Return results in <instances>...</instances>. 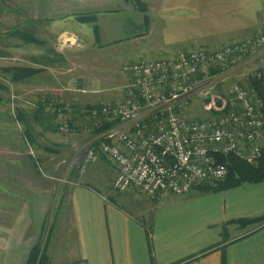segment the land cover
<instances>
[{
    "label": "crops",
    "instance_id": "obj_1",
    "mask_svg": "<svg viewBox=\"0 0 264 264\" xmlns=\"http://www.w3.org/2000/svg\"><path fill=\"white\" fill-rule=\"evenodd\" d=\"M76 1H88L94 15L90 22L76 17V13L83 11L73 7L77 4L74 0H26L29 13L18 19L5 36L9 55L24 61L15 66L35 70L24 79L27 93L35 100L43 93L56 100L77 101L75 94L81 89L97 97L107 95V86L123 88L124 63L172 56L200 46L218 48L236 39H231L233 33L244 27L248 32L240 39L264 29V0H144L148 4L154 2L151 24L164 33V43L154 57H132L117 46L128 41L129 36L115 37L125 30L124 19L117 16L115 0ZM52 10L56 15L41 16V12ZM148 31L142 30V35H134V39L144 38ZM21 32L26 33L25 37ZM23 38L27 43H23ZM173 44L182 48L173 50ZM74 55L83 57L82 67L71 66L74 60L69 56ZM107 55L118 63L98 61L97 57ZM93 63H103L106 69L111 67L108 75L99 77L96 72L101 67ZM73 70L85 73L80 77L67 74ZM65 86L72 89L70 93L63 92ZM112 96L106 99L122 98L123 90L113 92ZM79 118L73 114V119ZM50 125H39L38 129L46 131L44 142L55 143L56 151L49 149L51 144L45 146L38 140V144L27 145L35 152H25L23 144L0 150V198L7 199L10 216L9 226H0L1 261L19 264L18 259H26L36 239L43 236L49 264H264V223L244 227L236 223L238 219L264 214V181L194 194L201 195L194 200L192 196L167 198L168 203L160 205L154 214L151 201L165 199L168 192L148 199L141 198L144 195L134 189L122 193L113 190L122 195L113 200L110 196L116 195L106 186L99 190L77 178L66 181L67 184H60V179L51 181L56 177L46 169L60 162L61 158H55L60 156L63 144H59L60 138L52 136ZM25 205L29 213L33 209L38 214L35 224L39 227L31 222L27 228L25 221L14 236L12 230ZM177 207L179 210L175 211Z\"/></svg>",
    "mask_w": 264,
    "mask_h": 264
},
{
    "label": "built area",
    "instance_id": "obj_2",
    "mask_svg": "<svg viewBox=\"0 0 264 264\" xmlns=\"http://www.w3.org/2000/svg\"><path fill=\"white\" fill-rule=\"evenodd\" d=\"M123 71L121 101L80 109L88 117L117 121L97 135L100 152L115 165L113 190L182 196L224 179L227 168L219 155L257 163L264 147V109L248 80L264 78V31L218 48L129 62ZM194 96L201 100L203 118L182 113ZM101 124L97 120L89 130Z\"/></svg>",
    "mask_w": 264,
    "mask_h": 264
},
{
    "label": "rangeland",
    "instance_id": "obj_3",
    "mask_svg": "<svg viewBox=\"0 0 264 264\" xmlns=\"http://www.w3.org/2000/svg\"><path fill=\"white\" fill-rule=\"evenodd\" d=\"M63 1V0H62ZM82 1V0H81ZM86 1V0H85ZM143 2L147 5L145 8V11H139L130 6L126 2H122V0H115L114 5L118 8L119 15L118 18L123 20L124 19V31H119L115 35V37H118L119 35L122 37H127L129 36V40L126 41L124 40L122 43L118 44L117 46L120 47V51H124L126 49V53L129 52L132 57L138 56V55H144L147 54L148 57H154L155 53L158 51L159 48L163 45L164 43V38L162 37L163 34H161L160 30L156 28L155 26L152 28V19H153V3H147L143 0ZM67 3V2H66ZM74 3L76 4L73 7H76L75 9L77 11H89L91 12V7L88 4L74 0ZM28 3L26 0H0V52L2 55L0 56V66L5 67V66H14L16 63L17 64H22L24 61H20L18 58L15 56H10L8 52L9 45H6L5 42L8 41L7 37L5 38L6 34L8 35L10 33V28L14 26V23L29 13L30 7L27 5ZM70 10V8H69ZM68 10V11H69ZM60 13V12H58ZM49 15H56L54 11L52 10L51 13L46 12H41V16L44 18ZM145 18L148 20V23L144 25ZM90 22V21H86ZM145 29L149 30L148 35L145 36L144 38L141 39H134V35H142V30L145 31ZM244 27L237 31L231 39L236 38L234 40H241L240 37L245 35L248 31ZM261 31H264L262 29ZM258 31V32H261ZM256 32V33H258ZM141 33V34H140ZM232 34V35H233ZM255 34L251 33L248 36ZM119 36V37H120ZM246 36V37H248ZM118 39V38H117ZM244 39V38H243ZM69 41V40H68ZM232 41V40H231ZM173 50H178L181 49L182 46H179L178 44H173L170 46ZM5 51L7 53H5ZM145 56V55H144ZM69 58L72 59L73 63L71 66H74L75 68L77 67H82L80 66L81 64H84V62L80 61L83 57L80 55H74L69 56ZM98 61L101 62L103 61L105 64V61L107 63H112L113 65H116L118 63V60H113L112 56H104L102 59H99L101 57H97ZM94 59V57H93ZM93 62V61H92ZM136 62V61H133ZM129 63V62H127ZM127 63H124L121 67L122 73H124L125 76L127 74L123 71V66ZM95 64V63H93ZM103 63H99V65L96 63L95 65H98L101 68H98V71L96 72L98 76H106L108 75L109 69L111 67H102L105 65H102ZM93 66V65H92ZM0 67V68H1ZM117 67V66H113ZM112 67V68H113ZM84 70V69H83ZM74 74L80 77V75H83L85 72L82 70H73L71 72H67V74ZM235 77H233L234 79ZM115 81V80H114ZM0 83L4 85V89H0V150L4 151V147H19L21 144L24 145L25 147V152H30L32 149L35 152V149L33 147L29 148L27 144H25V141L21 136V130L23 129L22 124L17 122L14 118L15 112L17 109L21 110L24 112L27 117H29V120L32 122V128L35 130V134H39L36 136L37 140L42 144V145H50L48 141L44 142V133L41 130L38 129L39 126V121L35 122L33 115L35 112V109L37 108V105L42 106V104H38L40 101L43 103V113L47 115H51L49 112L45 111V109L50 106V101L49 97H45V94L41 93L38 97L37 100L33 99L31 97V93H27V85L26 81L24 80H19L16 82H12L8 79L7 75L4 74L2 71H0ZM116 84V83H115ZM81 89V88H80ZM120 89L122 90L123 88L120 86ZM117 85H113L111 87L106 88V93L107 95H100L97 97V95L90 94L88 90L81 89L78 90V95L75 94V97L77 101H64L60 99H55L51 98L52 102L56 103H61L62 106H66L67 108H71L74 104L78 105L81 108H89L88 106L91 105H101L103 103H116L122 100L121 96L120 98H112V99H106L108 97H113L112 94L113 92L118 93L120 90ZM27 90V91H26ZM71 88L69 86H65L63 88V92L70 93ZM30 91V90H29ZM74 92V91H73ZM104 92V91H103ZM114 97H117L114 96ZM97 98H100L101 100L99 101ZM89 101H94L97 103H92L90 104ZM65 107V108H66ZM63 110L62 113L57 114V117H59V127H63L66 125L67 127L69 126L68 121H72L73 125L72 127H76L74 125V122H79L78 123V130L74 129L72 130V127L68 129H62L59 128L58 131H55L54 133L52 132V136L60 138V143L63 144L61 146V149L59 150V155L56 159H60V162L57 165H53L50 168H44L49 171L50 175L53 177H56L54 179H51L53 182H58V179H60L62 182L59 181L60 184H67L66 181L68 180H73L77 178V181L86 183L89 185L95 186L99 190H104V188L109 187L111 189V183L112 179L115 175V165L114 163L105 155H103L99 148H98V139L97 135L98 132H94L93 130H89L91 123L95 121H91L88 116H85V114H82L78 110V115L80 116L79 120L73 119V110ZM182 113L188 117H195V118H203L206 116V113L202 109V103L201 100L194 96L191 98L190 102L187 104V106L182 109ZM94 120V119H93ZM56 121V119H55ZM76 122V124H77ZM44 124H49V117L44 119ZM50 126H53L52 124ZM51 132V131H50ZM75 145L77 147L75 148ZM90 150V151H89ZM89 151V152H88ZM88 152V153H87ZM92 153L93 158L89 159L88 156L90 155L89 153ZM1 154V152H0ZM5 156H8L6 152H4ZM62 160H65L62 162ZM66 164V165H65ZM66 166V167H65ZM65 169V174H62V170ZM106 186V187H105ZM102 187V189H101ZM112 192L115 194L113 189H111ZM111 192V193H112ZM118 193V192H117ZM200 193H205L201 192L199 190H194L189 194L183 195V196H176L173 194H168L165 199H160V200H153L151 201L153 203L152 206V212L151 213H158L160 205L163 206L168 203V201L165 202V200L172 199L173 198H183L187 196H192L193 200L194 197H199L201 195H194V194H200ZM1 195L3 196L2 192ZM116 196H110L113 200H118L119 196L122 195H117ZM141 198H148L145 195L142 196ZM163 198V197H162ZM57 199L54 200V205L56 206V201ZM180 200V199H176ZM148 201V200H147ZM171 202V201H170ZM172 201L171 204H174ZM5 204V205H4ZM158 204L157 206H155ZM139 205V204H138ZM8 201L7 199H2L0 198V226L1 228H6L9 226L10 219H9V213H8ZM5 207V208H4ZM137 207V205L135 206ZM147 207V206H146ZM23 206L21 207V209ZM150 209V208H149ZM175 211L179 210V208H174ZM21 216L18 219L15 227L12 230V234L17 235L21 230V226H23L25 221H28V227L31 225V222L35 224V219H37L38 214L33 213V209L30 210L31 213H29L28 207L25 205L24 208L21 210ZM33 220V221H32ZM38 226V225H37ZM39 227V226H38ZM19 228V229H18ZM18 229V231H17ZM1 234L5 235L3 230L1 231ZM23 241H27L26 239H23ZM23 251V249H22ZM2 253H0V264H8L4 261H1L2 258ZM19 264H24L25 259L21 258L18 259Z\"/></svg>",
    "mask_w": 264,
    "mask_h": 264
},
{
    "label": "trees",
    "instance_id": "obj_4",
    "mask_svg": "<svg viewBox=\"0 0 264 264\" xmlns=\"http://www.w3.org/2000/svg\"><path fill=\"white\" fill-rule=\"evenodd\" d=\"M126 2H129L132 7L139 11H145L146 4L143 2V0H124ZM77 18L81 19L82 21H91L94 17L93 13L90 12H80L75 14ZM22 37H25V32L20 33ZM23 43H27V40L25 38L22 39ZM1 53V52H0ZM0 71H2L4 74L7 75L8 79L12 82H16L19 80H24L26 77L32 75L35 70L31 68H27L24 66H5L1 67ZM248 84L256 88L260 96L263 100V109H264V78L263 79H255L250 78L248 80ZM4 85L0 83V89H4ZM50 105L54 107V110H46L51 115L44 114L43 112V103L40 101L38 104H42V106L37 105V108L35 109L33 118L34 121H39V125L44 124V119L49 117V123H51L53 126L50 127L51 132H55L59 130L58 124L59 122H56L55 119L57 118V108L61 107V103L52 102V99L49 97ZM97 108V105H91L88 106ZM81 107L78 105H74L70 108V110H73V113L76 112L78 114V110L80 111ZM63 112V110H62ZM15 120L22 124L23 129L21 130V136L25 144L34 145L38 144L36 136L39 134H35V130L32 128V122L29 120V117L22 112L21 110L17 109L14 116ZM91 118V121H102V124L99 128H94V132H102L107 128H110L117 124V121H106L102 116H96L89 117ZM94 119V120H93ZM53 120V122H52ZM69 126L68 128L72 127L73 123L72 121H68ZM94 122L91 123V125ZM47 129V128H46ZM76 130L75 127H72V130ZM52 146L49 149H53V147H56V144L50 143ZM56 151V150H54ZM218 161L222 164H224L227 168V174L224 177V179L209 183L200 184L193 189L199 190L201 192H218L222 190H227L231 188L238 187L244 183H258L261 181H264V147L262 148V154L260 158L258 159L256 164H250L247 163L240 158L236 157L233 154L228 155H219ZM236 223H238L240 226H248V225H257L264 223V214H261L256 217L252 218H245V219H238L236 220ZM47 237V235H46ZM24 264H49L48 256L46 254V248L44 243V237L39 236L38 239H36L35 243L31 246L29 249L28 255L25 259Z\"/></svg>",
    "mask_w": 264,
    "mask_h": 264
}]
</instances>
